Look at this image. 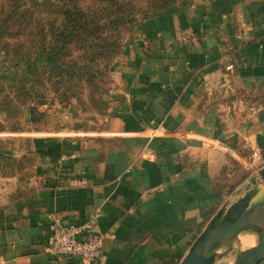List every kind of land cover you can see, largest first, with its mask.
<instances>
[{
    "label": "crops",
    "instance_id": "0c3cea01",
    "mask_svg": "<svg viewBox=\"0 0 264 264\" xmlns=\"http://www.w3.org/2000/svg\"><path fill=\"white\" fill-rule=\"evenodd\" d=\"M115 66L105 117L33 108L0 128V264H83L46 250L50 225L95 210L104 246L90 264H178L254 175L264 0L168 6Z\"/></svg>",
    "mask_w": 264,
    "mask_h": 264
},
{
    "label": "rangeland",
    "instance_id": "374dc122",
    "mask_svg": "<svg viewBox=\"0 0 264 264\" xmlns=\"http://www.w3.org/2000/svg\"><path fill=\"white\" fill-rule=\"evenodd\" d=\"M195 0H0V128L18 129L33 108L84 121L107 113L115 61L139 25ZM237 242L213 264H234Z\"/></svg>",
    "mask_w": 264,
    "mask_h": 264
},
{
    "label": "water",
    "instance_id": "95a60500",
    "mask_svg": "<svg viewBox=\"0 0 264 264\" xmlns=\"http://www.w3.org/2000/svg\"><path fill=\"white\" fill-rule=\"evenodd\" d=\"M243 231L254 233L256 243L239 250L234 264H256L264 256V166L233 204L210 219L178 264H213Z\"/></svg>",
    "mask_w": 264,
    "mask_h": 264
},
{
    "label": "built area",
    "instance_id": "2783aa9c",
    "mask_svg": "<svg viewBox=\"0 0 264 264\" xmlns=\"http://www.w3.org/2000/svg\"><path fill=\"white\" fill-rule=\"evenodd\" d=\"M250 166L254 174L264 166V154L260 146L252 148ZM98 216L99 210H95L84 224L77 226L51 223L46 250L90 264L101 255L104 246V233L100 230Z\"/></svg>",
    "mask_w": 264,
    "mask_h": 264
},
{
    "label": "bare ground",
    "instance_id": "6f19581e",
    "mask_svg": "<svg viewBox=\"0 0 264 264\" xmlns=\"http://www.w3.org/2000/svg\"><path fill=\"white\" fill-rule=\"evenodd\" d=\"M256 243V235L251 232L243 231L239 234L238 245L242 248L252 246Z\"/></svg>",
    "mask_w": 264,
    "mask_h": 264
}]
</instances>
